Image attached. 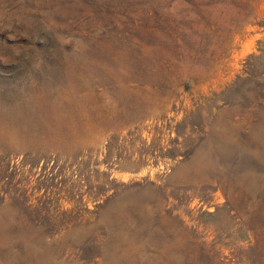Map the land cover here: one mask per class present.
I'll list each match as a JSON object with an SVG mask.
<instances>
[{"label": "rangeland", "instance_id": "1", "mask_svg": "<svg viewBox=\"0 0 264 264\" xmlns=\"http://www.w3.org/2000/svg\"><path fill=\"white\" fill-rule=\"evenodd\" d=\"M54 79L0 126V264H264V0H0V109Z\"/></svg>", "mask_w": 264, "mask_h": 264}, {"label": "bare ground", "instance_id": "2", "mask_svg": "<svg viewBox=\"0 0 264 264\" xmlns=\"http://www.w3.org/2000/svg\"><path fill=\"white\" fill-rule=\"evenodd\" d=\"M106 74L111 76L114 80H120V78L122 77V75L120 73L114 72V71L108 72ZM55 82H56L55 79L50 80L48 82L49 88H45L43 91L38 92V93L27 94L26 96H23V97L21 96V97H19V99L17 98V101H16V103H14L13 106L0 109V126H2L6 131H8L6 128H9L10 126H11V128L12 127L14 128V132L12 134H9L6 132L8 137H9V135L11 136L10 139L13 142H18L21 140L24 141L23 140L24 134H27L26 137H29L31 139L35 138L38 135V133L36 132V130H38V129L35 126L30 125L29 122L27 121L28 119L26 117V112L22 109L23 104H25L28 108L29 107L31 108L32 106H36L35 109H36V114L39 117L38 118L39 123H41V122L43 123V121H45L47 119V117L50 116V115H47V113H45L46 111L40 107V104H41L40 98L42 97L41 96L42 92H44V91L48 92V94H50L56 98L57 97L61 98L63 95V97H62L63 101L58 100V101H56L55 105H53V107L49 106V107H51V109H48V110H50L49 113H52L54 115L59 114V112L62 113L63 111H61V110H63L64 106L66 105V104H64V102L69 104V101L64 98L65 94L63 93L62 88H60ZM128 91L129 90H127L126 87L124 88V86L122 85V86H119L116 89H114L113 93L117 97L122 98L123 100L124 99L127 100ZM59 103H60V105H59ZM151 105L153 106V103L148 101V102L142 104L141 109L144 108L145 110H147V107H149V111H150ZM3 133H5V132H3ZM39 255H40V263L41 264H58V263L54 262L48 256L47 253L43 252V253H39Z\"/></svg>", "mask_w": 264, "mask_h": 264}]
</instances>
